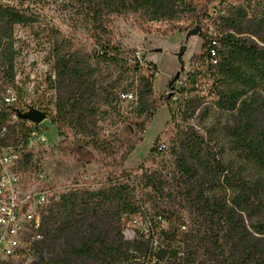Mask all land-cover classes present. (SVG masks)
<instances>
[{
    "label": "trees",
    "instance_id": "obj_1",
    "mask_svg": "<svg viewBox=\"0 0 264 264\" xmlns=\"http://www.w3.org/2000/svg\"><path fill=\"white\" fill-rule=\"evenodd\" d=\"M64 1L71 11L68 25L73 31L84 30L95 47L85 52L56 27L45 32L56 74L55 79L49 80L58 91L51 121L58 136H63L57 144L58 150L66 149L82 166L94 161L106 165H121L125 161L142 139L137 133L144 130L162 98L153 92L155 67L147 65L141 54L140 59L135 52L130 58L113 43L111 18L138 13L145 20L158 21L188 14L193 24L203 19L217 20L220 24L214 34L201 32L204 43L199 54L192 56L183 75L172 78L167 86L179 94L177 102L184 103L186 110L199 98L201 81H210V90L215 93L219 107L234 116L236 123L231 131L235 134V144L256 173L247 178L241 165L231 168L215 154L212 158L207 152L202 154L203 142L198 136L190 137L191 143L187 145L173 139L167 149L177 172L170 176L163 174L161 160L157 164L161 168L151 170L141 166L135 170L110 171L95 190L71 188L56 198L50 197L41 211L40 238L32 244L34 260L25 263L3 259L0 264H72L67 257H46L55 240L82 224L96 231L103 220L116 231L127 216L137 214L147 216L151 229L159 227L162 221L175 228L161 229L163 242L157 248L152 241L153 233L136 241L133 251L125 248L115 235L96 233L78 247L69 245L68 254L85 256L95 264H129L132 257L146 254L157 261L167 258L189 263L194 261L192 256L197 251H202L215 257L214 264H264V15L249 16L245 4L229 2L224 12L220 11L214 18L208 5L216 0ZM218 2L223 4L228 0ZM213 8L215 13V5ZM35 21L36 12L24 0H0V93L8 88L3 82L13 81L15 77L14 27ZM102 72L111 77L108 88L104 85L107 76ZM112 73L117 75L112 78ZM130 86L134 88L128 89ZM127 94H131L130 99L125 97ZM124 100L130 105L129 115L121 109ZM30 104L46 115L44 106ZM10 114V108L0 110V126L8 123ZM16 124L23 126L24 119L18 116ZM17 128L9 127L10 143L25 138L22 128ZM165 148L158 137L147 160L155 164ZM21 153L20 168L39 170L38 158L33 159V154L24 149ZM190 158L206 171L203 181L228 187L231 195L227 198L220 193L212 198L198 189L193 198L184 187L188 179L197 183L198 170L188 162ZM165 188L168 192H164ZM256 213L258 216L251 220ZM243 215L248 216V225ZM183 226L186 229L179 231Z\"/></svg>",
    "mask_w": 264,
    "mask_h": 264
},
{
    "label": "rangeland",
    "instance_id": "obj_2",
    "mask_svg": "<svg viewBox=\"0 0 264 264\" xmlns=\"http://www.w3.org/2000/svg\"><path fill=\"white\" fill-rule=\"evenodd\" d=\"M1 1L6 2L7 0ZM24 2L25 5L30 4L33 11L36 12L37 21L27 26L17 25L14 27L15 77L13 81H5L2 85L15 88L25 97L26 101L44 106L47 109L45 121L39 126V136L37 135L38 140L40 137L45 138L41 139V141L44 140V144L37 147L35 158H38L39 170L37 174L41 180L40 184L49 189L48 199L50 197L56 198L71 188L81 187L95 190L110 171L135 170L141 166L151 170L162 167V173L170 176L173 171L177 172L178 168L167 148L171 146L173 139H178L183 145H187L191 143L189 138L192 136H198L202 140V154L207 152L210 158L215 154L224 165H229L231 168L241 165L245 168L243 171L245 177L251 179L255 176L256 171L253 164L246 162L241 148L235 144V134H232L231 129L236 120L231 112L219 107L215 93L210 90L211 82L201 81L202 91L199 98L194 106L186 108V110L184 103L177 102L179 94L173 93L172 89L167 86V83L176 74L181 77L189 67L192 56L199 54L204 43L201 32L207 30L210 34H214L220 22L203 19L199 24H193L191 23L193 20L188 14L178 15L174 19L158 21L145 20L138 13L112 16L110 26H112L113 43L119 49L127 52L130 58L134 52L139 51L144 56V62L155 67L157 72L152 82L153 92L157 98L161 97L162 100L144 130L137 133L138 136L141 135L142 139L136 143L133 151L121 165H106L103 162L94 161L82 166L72 159L66 149L63 151L57 149V144L63 139V136H58L56 126L51 121L55 114L53 103L57 99L58 91L51 86L49 80L55 79L56 74H54L53 58L49 50L50 45L45 39V32L50 27H56L74 42L79 43L85 52H91L95 44L91 36L89 37L84 30L73 31L72 27L68 25L67 19L71 11L64 0H24ZM229 2L245 4L249 16L258 18L261 14L264 15V0H228L223 4L216 0L208 5L209 10L214 15L213 17L215 18L220 11L223 13ZM214 5L215 13L213 12ZM172 25H178L179 28L173 29ZM197 26H200L199 33L186 37V32L195 29ZM249 37L258 41L256 37ZM182 45H185V50L182 56L184 64L181 66L176 53ZM102 73L107 76L104 78V85L108 88L111 77L107 73ZM111 75L113 78L117 73ZM123 82L125 86V73ZM133 86L128 89H133ZM120 105L121 109L127 111L126 115H129L130 105L128 101L124 100ZM178 108H180L179 112H177ZM158 137L164 142L166 148L163 151L162 159L157 158L156 163L151 164L150 159L147 160V156L153 150ZM161 160L164 165L160 167L157 164ZM188 162L198 170L195 181L197 183L188 179L186 186H184L190 190L193 198L198 189L202 191L204 196L209 195L212 198L218 197L220 193L226 194L227 198L231 195V190L228 187L203 181L202 178L206 171L199 167L192 158L188 159ZM199 183L201 187L198 186ZM31 184L34 185L33 181ZM164 192H168L167 188L164 189ZM256 216H258L257 213L252 214L253 218L250 219L252 220ZM243 218L248 225V216L243 215ZM146 220L147 216L144 214L127 216L121 222L119 230L116 229V231H113L105 220L97 225L96 231L90 229L86 224H82L68 232L65 237L55 240L46 257H67V260L72 264H95L85 256L74 257L68 254V246L78 247L86 238L101 233L107 237L115 235L117 239L121 240L125 248L133 251L137 244L136 241H140L142 238L147 239L153 233L152 241L155 245L156 243L159 245V242H163L160 235L161 229L175 228L168 221H162L159 227L151 229ZM185 229L183 226L179 231ZM192 257L194 261L188 264H214L216 262L211 253L204 254L202 251H197ZM180 261L179 259L174 261L166 258L160 260L159 264H179ZM121 264H128V262Z\"/></svg>",
    "mask_w": 264,
    "mask_h": 264
},
{
    "label": "built area",
    "instance_id": "obj_3",
    "mask_svg": "<svg viewBox=\"0 0 264 264\" xmlns=\"http://www.w3.org/2000/svg\"><path fill=\"white\" fill-rule=\"evenodd\" d=\"M210 54L214 55L212 51ZM135 56L140 59V52L136 51ZM125 97L130 99L131 94ZM4 107L10 108L11 114L8 123L0 126V261L8 259L30 263L34 260L32 244L40 238L38 228L41 223V211L49 201V190L41 186L38 170H24L18 163L22 157L21 149L32 153L35 159L37 147L44 144L41 139L45 138L40 137L38 140L37 135L39 136L38 128L45 119L41 123L24 119L23 126L17 125V111L27 112L30 108L38 107L32 106L25 97L21 98L12 88H6L0 93V110ZM15 125L17 129L22 128L25 138L10 143L7 133L9 127ZM131 259L129 264L160 262L149 254L134 256Z\"/></svg>",
    "mask_w": 264,
    "mask_h": 264
},
{
    "label": "water",
    "instance_id": "obj_4",
    "mask_svg": "<svg viewBox=\"0 0 264 264\" xmlns=\"http://www.w3.org/2000/svg\"><path fill=\"white\" fill-rule=\"evenodd\" d=\"M199 30H200V26H197L193 30H188L186 32V37H188L189 35L198 34ZM184 50H185V45L184 46L182 45V46H180L178 52L176 53L177 60L181 64V66L184 64V60L182 58ZM178 76H179L178 74L175 75V77H178ZM17 112H18V116L20 118L27 119L30 121L32 120L36 123H41L46 118V115L44 112H42L38 109H35V108H30V110H28L27 112H20V111H17Z\"/></svg>",
    "mask_w": 264,
    "mask_h": 264
}]
</instances>
